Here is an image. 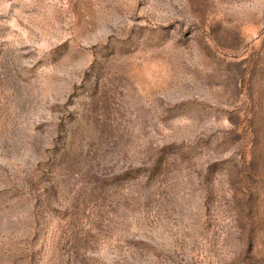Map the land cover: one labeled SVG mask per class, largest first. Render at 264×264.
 Listing matches in <instances>:
<instances>
[{"label": "rangeland", "instance_id": "obj_1", "mask_svg": "<svg viewBox=\"0 0 264 264\" xmlns=\"http://www.w3.org/2000/svg\"><path fill=\"white\" fill-rule=\"evenodd\" d=\"M71 229L98 264H264V0H0V264Z\"/></svg>", "mask_w": 264, "mask_h": 264}, {"label": "trees", "instance_id": "obj_2", "mask_svg": "<svg viewBox=\"0 0 264 264\" xmlns=\"http://www.w3.org/2000/svg\"><path fill=\"white\" fill-rule=\"evenodd\" d=\"M70 231L71 243L69 245H66L65 247L63 245V247L58 248L59 253H61L60 257L54 260L50 259V261L52 260L54 264H98L97 261L86 260L85 258L79 257L81 255H84L88 250L90 252L92 251L89 248L87 239H85V242L83 241L84 244H79L80 246L76 245L75 242L79 243L78 239H76L77 232L73 229H71ZM64 255L66 258H64Z\"/></svg>", "mask_w": 264, "mask_h": 264}]
</instances>
